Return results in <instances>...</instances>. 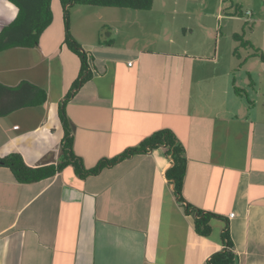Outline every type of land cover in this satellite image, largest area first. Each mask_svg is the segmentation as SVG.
Listing matches in <instances>:
<instances>
[{
  "label": "crops",
  "instance_id": "1",
  "mask_svg": "<svg viewBox=\"0 0 264 264\" xmlns=\"http://www.w3.org/2000/svg\"><path fill=\"white\" fill-rule=\"evenodd\" d=\"M207 4L71 6L70 31L91 73L78 88L81 59L65 43L60 0L37 46L0 52V83L47 90L44 104L0 115V157L57 164L66 99L87 168L161 129L174 131L187 158L184 201L165 176L163 147L85 178L68 165L21 183L0 166V264H209L226 221L239 264H264V0ZM17 13L0 0V31ZM194 207L222 216L210 236L195 231Z\"/></svg>",
  "mask_w": 264,
  "mask_h": 264
},
{
  "label": "trees",
  "instance_id": "2",
  "mask_svg": "<svg viewBox=\"0 0 264 264\" xmlns=\"http://www.w3.org/2000/svg\"><path fill=\"white\" fill-rule=\"evenodd\" d=\"M18 9L17 16L0 31V52L13 47H35L39 44L42 33L53 21L51 0H9ZM64 7L65 43L67 47L76 53L81 59V71L79 77L73 83V88H78L91 77L88 64V56L85 50L72 36L69 25V8L73 5H93L102 7H119L129 9L148 10L153 7L154 0H60ZM234 39L241 45H251L242 34H234ZM263 58V56L261 55ZM237 93L244 90L235 87ZM67 97H70L68 95ZM47 100V90L31 82L22 81L17 86H7L0 83V115L9 114L17 109L27 106L42 105ZM64 102L59 107V117L64 129V137L61 144V160L57 164L38 167L28 166L21 154L11 153L0 157V166L11 169L15 179L21 183H32L61 172L66 166L72 165L75 172L81 178L100 173L104 168L111 167L119 161L138 154H146L149 151L163 147L170 160L165 171L166 178L173 183L175 194L180 201H184L183 185L187 170V158L185 149L177 135L171 129H161L145 137L138 145L124 150L122 153L111 157L102 158L95 166L87 168L81 157L73 148L74 138L70 120L65 109ZM191 204H186L187 211H191ZM196 212L194 222L195 231L208 237L212 234V219L222 216L199 208H192ZM221 233L222 248L213 253L209 264H239L238 255L233 251L234 243L230 235L229 223L226 221Z\"/></svg>",
  "mask_w": 264,
  "mask_h": 264
},
{
  "label": "rangeland",
  "instance_id": "3",
  "mask_svg": "<svg viewBox=\"0 0 264 264\" xmlns=\"http://www.w3.org/2000/svg\"><path fill=\"white\" fill-rule=\"evenodd\" d=\"M258 2V1H257ZM216 3H218V0H208V6H214ZM226 4H229L230 3V1H226L225 2ZM261 93H262V91H261Z\"/></svg>",
  "mask_w": 264,
  "mask_h": 264
},
{
  "label": "built area",
  "instance_id": "4",
  "mask_svg": "<svg viewBox=\"0 0 264 264\" xmlns=\"http://www.w3.org/2000/svg\"><path fill=\"white\" fill-rule=\"evenodd\" d=\"M221 1H225V0H221ZM230 216L233 217L234 216V213H231Z\"/></svg>",
  "mask_w": 264,
  "mask_h": 264
},
{
  "label": "water",
  "instance_id": "5",
  "mask_svg": "<svg viewBox=\"0 0 264 264\" xmlns=\"http://www.w3.org/2000/svg\"><path fill=\"white\" fill-rule=\"evenodd\" d=\"M0 164H2V162H0Z\"/></svg>",
  "mask_w": 264,
  "mask_h": 264
}]
</instances>
